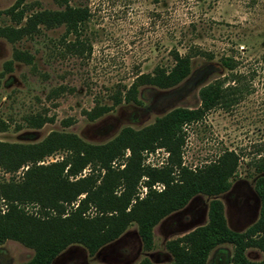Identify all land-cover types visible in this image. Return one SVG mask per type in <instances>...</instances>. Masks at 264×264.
Returning a JSON list of instances; mask_svg holds the SVG:
<instances>
[{
	"label": "rangeland",
	"instance_id": "rangeland-1",
	"mask_svg": "<svg viewBox=\"0 0 264 264\" xmlns=\"http://www.w3.org/2000/svg\"><path fill=\"white\" fill-rule=\"evenodd\" d=\"M16 1L0 0V26H16L3 14ZM69 4L90 10L78 35L60 26L40 27L39 33L16 43L0 38V142L37 145L50 134L61 133L105 145L125 128L139 131L176 109L202 108V92L210 86L237 87L235 104L216 105L201 121L184 127L183 164L196 169L214 163L227 151L235 152L240 162L231 189L217 198L232 230L244 232L256 223L261 211L256 182L264 177V172H256V163L264 159V0H69ZM25 9L27 17L62 7L55 0H26ZM78 41L82 44L76 47ZM16 50L28 52L33 61H14L12 71H7L5 65ZM174 51L193 56L186 80L170 89L142 86L139 103L115 104L138 76L151 74L158 66L170 69ZM226 58L236 64L233 71L223 65ZM234 75L240 79L234 80ZM97 106L112 109L90 121L85 113ZM33 119L44 124L34 127ZM142 155L146 167L168 163L169 153L162 148ZM65 156L54 153L40 165ZM129 156L128 150L112 167L122 170ZM27 169L6 173L0 167V182H19ZM92 170L87 167L79 177ZM156 188L161 190L162 185ZM138 192L140 197L147 192L144 179ZM213 199L196 196L184 209L163 219L154 228L150 251L144 249L134 223L96 255L72 245L53 264H141L144 259L171 263L167 243L207 224ZM1 207L5 211L6 206ZM233 253L232 245L220 246L212 251L208 264H232ZM33 255V250L12 240L0 246V264L25 263ZM247 257L259 262L264 253L250 249Z\"/></svg>",
	"mask_w": 264,
	"mask_h": 264
},
{
	"label": "trees",
	"instance_id": "trees-1",
	"mask_svg": "<svg viewBox=\"0 0 264 264\" xmlns=\"http://www.w3.org/2000/svg\"><path fill=\"white\" fill-rule=\"evenodd\" d=\"M55 1L61 10H45L26 17V0H17L3 13L16 26H0V38L16 43L36 35L40 27L60 26H65L68 34L78 35L90 10L72 7L69 0ZM81 44L78 41L76 47ZM172 55L174 65L170 69L158 66L153 73L138 76L115 104L122 100L139 103L137 97L142 86L170 89L186 80L193 56L176 51ZM14 61L30 64L33 57L16 50L13 60L5 65L7 71H12ZM223 65L231 71L236 67L229 58L223 60ZM233 79L237 81L240 77L234 75ZM237 93V87L210 86L202 92V108L176 109L139 131L125 128L105 145H92L76 135L61 133H52L37 145L0 142L3 171L16 173L28 167L19 182H0V246L12 240L33 250L32 259L21 264H53L72 245H81L94 256L135 223L144 249L150 251L154 247V228L184 209L196 196L204 195L214 198L209 204L207 224L168 242L167 250L173 260L163 264H208L212 251L223 245L234 247L232 264H264V260L254 262L247 257L250 249L264 253V177L256 182L261 201L258 221L246 231L236 232L229 227L224 204L217 197L230 191L231 179L239 168V156L227 151L214 163L196 169L183 164L184 127L201 121L216 105L229 108L238 101ZM111 109L97 106L85 114L95 121ZM30 122L38 128L44 124V120ZM158 148L169 153L168 163L160 168L144 166L142 153ZM128 150L126 166L114 169L113 162ZM57 152L66 153L62 161L40 165ZM256 164V172L263 173L264 159ZM89 166L93 167L92 172L79 177ZM143 179L147 192L140 197L138 187ZM158 185H162L161 190L156 188ZM141 264L155 263L144 259Z\"/></svg>",
	"mask_w": 264,
	"mask_h": 264
}]
</instances>
